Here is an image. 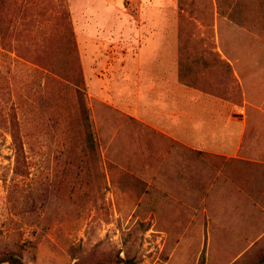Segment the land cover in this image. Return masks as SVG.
<instances>
[{
    "label": "rangeland",
    "instance_id": "obj_1",
    "mask_svg": "<svg viewBox=\"0 0 264 264\" xmlns=\"http://www.w3.org/2000/svg\"><path fill=\"white\" fill-rule=\"evenodd\" d=\"M148 43L178 59L156 73L178 76L184 98L200 89L235 110L245 97L218 47L264 53V0H0V255L252 264L264 252L263 132L239 152L223 138L174 146L95 96L100 76L126 110L151 97L131 73ZM160 86L159 100L181 92Z\"/></svg>",
    "mask_w": 264,
    "mask_h": 264
},
{
    "label": "crops",
    "instance_id": "obj_2",
    "mask_svg": "<svg viewBox=\"0 0 264 264\" xmlns=\"http://www.w3.org/2000/svg\"><path fill=\"white\" fill-rule=\"evenodd\" d=\"M197 23L199 26L204 27L200 21H197ZM202 37H205L207 44L210 41L214 43L216 40L217 42L221 40L219 35L210 37L203 34ZM223 48L218 47L220 59L227 63L229 69L233 67L245 97L242 104L236 105L237 109L235 110L232 109L233 103L231 100L196 98V95L200 93V89L197 88L199 91L191 92L193 98H184V86H179L182 84H180L178 76L176 79L174 76L157 75L156 73L158 70L168 67L178 69V59L175 62L173 60L168 61L166 56L162 59L164 54L159 50V47L150 43L139 54L140 60L132 64L131 73L140 77H135L136 81H133V86H136V84L139 86L143 81L144 91L151 92L153 94L151 97L147 98L145 96L142 99L139 90V98L142 101H136L133 98L127 106L129 109L126 110L123 106L115 103L112 92L110 93L107 90L108 80L100 76L91 79L97 94L95 96L126 113L135 121L134 123H138V126H141L140 123H142L147 132H151L161 140L174 144V146L180 143L190 149L200 150L190 140L223 138L237 141L238 147L236 150L239 152L243 148L246 138H259L262 137L260 136L261 132L264 133V53L260 54V51H241L233 56L232 51L226 50L225 45ZM216 50V47H213V51ZM203 63L207 65V62L204 61ZM145 68H152L151 75L142 80L141 72ZM91 70V66H88V74H91ZM168 81H176L181 92L179 90V94L175 93V97L171 96L170 99L168 97L163 100L155 98L159 93L158 91L162 89L160 85ZM173 150L176 151V155H179L182 148H179V151L177 149ZM208 151L221 154H237L232 152L231 148H227L225 152L217 149H208ZM167 155H170V152ZM181 165L182 163H179V166ZM177 180L179 181V178Z\"/></svg>",
    "mask_w": 264,
    "mask_h": 264
},
{
    "label": "trees",
    "instance_id": "obj_3",
    "mask_svg": "<svg viewBox=\"0 0 264 264\" xmlns=\"http://www.w3.org/2000/svg\"><path fill=\"white\" fill-rule=\"evenodd\" d=\"M0 264H24L21 255L14 252L0 255ZM252 264H264V252Z\"/></svg>",
    "mask_w": 264,
    "mask_h": 264
}]
</instances>
